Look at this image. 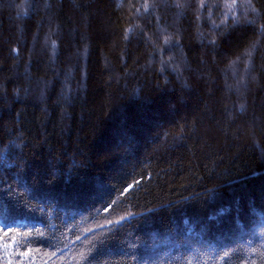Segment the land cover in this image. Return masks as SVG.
Masks as SVG:
<instances>
[{
  "label": "trees",
  "instance_id": "trees-1",
  "mask_svg": "<svg viewBox=\"0 0 264 264\" xmlns=\"http://www.w3.org/2000/svg\"><path fill=\"white\" fill-rule=\"evenodd\" d=\"M231 3L0 0V264H264V0Z\"/></svg>",
  "mask_w": 264,
  "mask_h": 264
},
{
  "label": "rangeland",
  "instance_id": "rangeland-1",
  "mask_svg": "<svg viewBox=\"0 0 264 264\" xmlns=\"http://www.w3.org/2000/svg\"><path fill=\"white\" fill-rule=\"evenodd\" d=\"M117 146H118V149H119V148H121V149L124 148V150H125V149L129 150L128 147H127V145H126L125 143H123V142H120V144H118Z\"/></svg>",
  "mask_w": 264,
  "mask_h": 264
},
{
  "label": "snow or ice",
  "instance_id": "snow-or-ice-1",
  "mask_svg": "<svg viewBox=\"0 0 264 264\" xmlns=\"http://www.w3.org/2000/svg\"><path fill=\"white\" fill-rule=\"evenodd\" d=\"M249 2H250V0H249ZM234 5H235V0H232V3L230 5H228L229 9L231 10V8L234 7ZM13 239H14V237H13Z\"/></svg>",
  "mask_w": 264,
  "mask_h": 264
}]
</instances>
